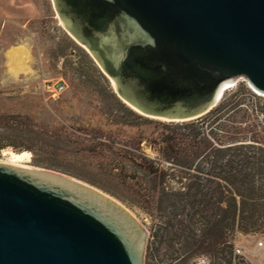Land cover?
<instances>
[{"label": "water", "instance_id": "95a60500", "mask_svg": "<svg viewBox=\"0 0 264 264\" xmlns=\"http://www.w3.org/2000/svg\"><path fill=\"white\" fill-rule=\"evenodd\" d=\"M138 114L184 122L243 78L264 96V0H53ZM145 231L76 178L0 162V264H143Z\"/></svg>", "mask_w": 264, "mask_h": 264}, {"label": "rangeland", "instance_id": "374dc122", "mask_svg": "<svg viewBox=\"0 0 264 264\" xmlns=\"http://www.w3.org/2000/svg\"><path fill=\"white\" fill-rule=\"evenodd\" d=\"M17 49H23V54L11 56ZM236 88L260 96L238 78L222 91L219 100L229 97ZM240 96L245 104L264 105V96L256 100L245 91ZM121 103L112 81L66 30L53 0H0V161H6L9 152L26 151L29 156L21 163L26 166L38 167L32 163L35 157L99 178L97 163L103 158L94 155V145L111 141L121 148L137 137L150 140L165 130L153 123L137 124ZM25 147L37 150L35 156L28 150L18 151ZM141 147L148 157L157 160L145 141ZM120 203L145 231L143 264L215 263L208 254L187 250L184 240L174 235L177 226L164 224L171 217L167 212L157 210L148 215ZM183 218L176 215V219ZM235 238L251 249L257 234L238 233Z\"/></svg>", "mask_w": 264, "mask_h": 264}, {"label": "trees", "instance_id": "16d2710c", "mask_svg": "<svg viewBox=\"0 0 264 264\" xmlns=\"http://www.w3.org/2000/svg\"><path fill=\"white\" fill-rule=\"evenodd\" d=\"M244 91L260 100L236 88L203 116L184 122L149 119L121 103L137 124L153 123L166 131L150 140L137 137L121 148L111 141L94 145V155L103 158L97 163L99 178L35 157L32 163L79 179L148 215L167 212L171 217L164 224L177 226L174 235L188 251L208 254L214 264H244L232 254L235 231L264 232V105L245 104ZM143 141L157 160L144 153ZM23 150L37 152L32 147L18 151ZM178 214L184 218L176 219Z\"/></svg>", "mask_w": 264, "mask_h": 264}, {"label": "built area", "instance_id": "2783aa9c", "mask_svg": "<svg viewBox=\"0 0 264 264\" xmlns=\"http://www.w3.org/2000/svg\"><path fill=\"white\" fill-rule=\"evenodd\" d=\"M238 234L235 231L232 244H233V257H237L244 261L246 264H263L264 263V232L257 234V240L253 247L246 248L241 246L236 242V235Z\"/></svg>", "mask_w": 264, "mask_h": 264}, {"label": "bare ground", "instance_id": "6f19581e", "mask_svg": "<svg viewBox=\"0 0 264 264\" xmlns=\"http://www.w3.org/2000/svg\"><path fill=\"white\" fill-rule=\"evenodd\" d=\"M23 54V49H17L11 52V56L15 55L14 57H17V55H22ZM228 86H230V84H225L222 86V91L227 88ZM8 158L6 161H0V162H6V163H10V164H14V165H19V166H23V167H29L26 166L23 163V161L26 160V158H28L29 153L24 151V152H20V153H14V152H9L8 153Z\"/></svg>", "mask_w": 264, "mask_h": 264}]
</instances>
